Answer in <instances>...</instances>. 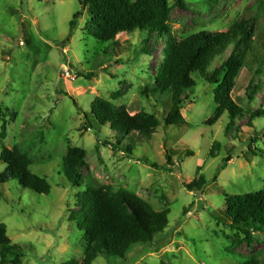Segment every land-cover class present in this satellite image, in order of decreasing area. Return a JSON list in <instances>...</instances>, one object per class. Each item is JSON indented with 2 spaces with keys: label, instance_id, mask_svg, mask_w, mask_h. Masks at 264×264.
Instances as JSON below:
<instances>
[{
  "label": "rangeland",
  "instance_id": "374dc122",
  "mask_svg": "<svg viewBox=\"0 0 264 264\" xmlns=\"http://www.w3.org/2000/svg\"><path fill=\"white\" fill-rule=\"evenodd\" d=\"M167 1L177 40L225 32L248 15L256 19L254 37L264 30V0ZM166 42L139 30L119 37L116 47L101 42L83 0H0V157L4 149L20 148L31 158L30 170L51 186L49 195H39L18 181L0 184V223L25 252L16 264L84 257L78 219L85 191L62 174L70 149L85 153V182L133 193L155 211L170 213L168 228L152 243L134 246L126 259L100 256L94 264L264 263V234H254L249 244L224 215L226 196L264 191V117L252 119L264 111V73L252 101L246 91L253 73L240 72L232 97L244 114L230 133L227 113L207 124L217 87L198 73L182 110L187 125L165 128L170 96L154 93L153 86ZM90 73L97 75L88 78ZM98 99L125 106L132 116L153 114L161 126L151 140L133 137L131 154L117 151L109 145L116 143L114 133L88 126ZM5 169L0 159V174ZM203 176L208 184L191 191L188 186Z\"/></svg>",
  "mask_w": 264,
  "mask_h": 264
},
{
  "label": "trees",
  "instance_id": "16d2710c",
  "mask_svg": "<svg viewBox=\"0 0 264 264\" xmlns=\"http://www.w3.org/2000/svg\"><path fill=\"white\" fill-rule=\"evenodd\" d=\"M83 7L88 8L96 37L103 43L113 42L116 47L119 37L137 30L167 38L163 61L153 86L154 93L170 96L171 106L164 118L165 128L187 125L182 110L187 93L196 87L194 74H200L217 87L216 110L207 124L215 125L227 113L230 120L227 133L244 114V109L232 97L243 69L253 73L246 91L250 100L253 101L259 90L257 78L264 73V30L254 37L256 19L250 15L234 21L225 32L201 31L177 40L170 31L173 8L167 0H83ZM79 16L76 15L74 20ZM75 24L72 21L70 28L74 29ZM96 75L90 73L87 77ZM261 117H264V111L252 114L253 120ZM87 119L90 129H107L114 133L116 143L109 145L129 154L136 144L133 137L140 142L151 140L161 126L153 114L132 116L125 106L117 107L101 99L92 104ZM187 154L189 157L194 155L191 152ZM0 159L6 165L0 174V184L18 181L25 190L39 195L50 194V184L30 170L31 158L20 148L4 149ZM169 164L173 165L171 157ZM84 167V151L70 149L62 161V174L70 186L85 191L81 195L82 213L78 224L86 245L81 261L72 260L66 264H94L100 256L126 259L134 246L152 243L168 228V210L155 211L133 193L85 182ZM207 184L203 176L188 188L193 192L202 191ZM225 198V219L231 228L245 237L247 243H254V234H264V191ZM24 257L23 247L12 243L6 225L0 223V264H16ZM243 264L264 263L252 258Z\"/></svg>",
  "mask_w": 264,
  "mask_h": 264
}]
</instances>
